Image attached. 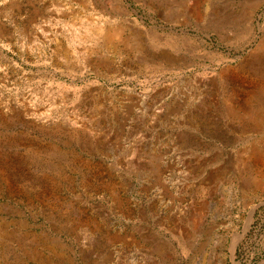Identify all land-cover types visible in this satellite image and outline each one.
Listing matches in <instances>:
<instances>
[{
	"label": "rangeland",
	"instance_id": "1",
	"mask_svg": "<svg viewBox=\"0 0 264 264\" xmlns=\"http://www.w3.org/2000/svg\"><path fill=\"white\" fill-rule=\"evenodd\" d=\"M0 264H264V0H0Z\"/></svg>",
	"mask_w": 264,
	"mask_h": 264
},
{
	"label": "bare ground",
	"instance_id": "2",
	"mask_svg": "<svg viewBox=\"0 0 264 264\" xmlns=\"http://www.w3.org/2000/svg\"><path fill=\"white\" fill-rule=\"evenodd\" d=\"M262 108V107H261ZM261 155H263V154H261Z\"/></svg>",
	"mask_w": 264,
	"mask_h": 264
}]
</instances>
